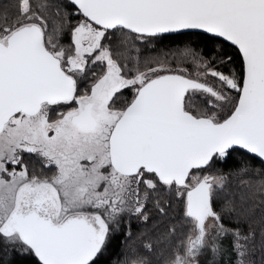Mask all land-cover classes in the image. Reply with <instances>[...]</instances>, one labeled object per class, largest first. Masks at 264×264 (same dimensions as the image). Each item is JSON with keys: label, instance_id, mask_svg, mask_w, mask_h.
<instances>
[{"label": "snow or ice", "instance_id": "1", "mask_svg": "<svg viewBox=\"0 0 264 264\" xmlns=\"http://www.w3.org/2000/svg\"><path fill=\"white\" fill-rule=\"evenodd\" d=\"M0 250L264 264V0H0Z\"/></svg>", "mask_w": 264, "mask_h": 264}, {"label": "trees", "instance_id": "2", "mask_svg": "<svg viewBox=\"0 0 264 264\" xmlns=\"http://www.w3.org/2000/svg\"><path fill=\"white\" fill-rule=\"evenodd\" d=\"M235 163H238V161H235V160L230 161L228 165H223V167H231ZM142 228H143V225H142V223H140L139 226L134 225L132 230H133V232H138V231L142 230ZM121 250H122L121 241L114 239L113 240V252L118 254ZM0 264H8V257L6 256V254L2 250H0Z\"/></svg>", "mask_w": 264, "mask_h": 264}, {"label": "rangeland", "instance_id": "3", "mask_svg": "<svg viewBox=\"0 0 264 264\" xmlns=\"http://www.w3.org/2000/svg\"><path fill=\"white\" fill-rule=\"evenodd\" d=\"M140 223H141L140 221H137V220H135V219L132 221V225H133V227H134V225L139 226ZM202 259H207V257H204V258H202Z\"/></svg>", "mask_w": 264, "mask_h": 264}]
</instances>
